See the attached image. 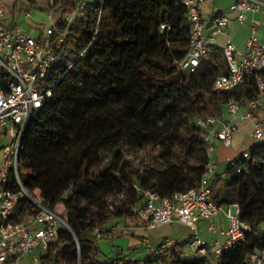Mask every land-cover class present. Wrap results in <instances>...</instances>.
Wrapping results in <instances>:
<instances>
[{"label":"trees","instance_id":"1","mask_svg":"<svg viewBox=\"0 0 264 264\" xmlns=\"http://www.w3.org/2000/svg\"><path fill=\"white\" fill-rule=\"evenodd\" d=\"M35 4L29 0L26 8ZM80 4L55 0L57 28ZM189 27L177 0H90L67 25L65 59L46 77L51 96L33 114L17 157L21 184L38 190L50 209L62 203L70 228L37 264H248L251 252L264 249V163L253 162L264 159L262 141L239 172L228 169L213 180L214 202L237 205L247 226L235 247L209 259L185 254L183 242L161 244L144 258L97 246L95 229L102 237L104 224L135 220L131 208L143 202L144 191L167 197L199 185L208 154L197 117L221 115L230 99L245 104L257 97L255 74L231 91L213 89L225 72L218 49L192 70L178 65L188 52ZM138 152L146 160L131 179L129 155ZM30 208L21 197L15 218Z\"/></svg>","mask_w":264,"mask_h":264},{"label":"built area","instance_id":"2","mask_svg":"<svg viewBox=\"0 0 264 264\" xmlns=\"http://www.w3.org/2000/svg\"><path fill=\"white\" fill-rule=\"evenodd\" d=\"M40 1L47 3L49 11L55 5V0ZM87 1L90 0H81L75 14ZM177 1L185 6L190 25L188 52L178 65L183 70H192L202 59L211 57L215 37L225 34L228 17L224 13L214 14L210 20L211 31L206 34V24L201 17V4L204 0ZM24 2L28 4V1ZM21 10L24 17H30V10L26 6L22 5ZM229 10L235 14L234 19L242 24L247 14L260 12L264 15V0H234ZM5 14L6 1L0 0V136L7 140L0 148V264H37L39 255L48 244L56 240L60 232L70 228L63 214L44 206L39 194L29 191L21 184L17 157L33 114L43 106L46 98L51 96L52 87L46 86V77L54 64L65 59L61 48L67 25L75 14L65 17L66 26L63 29L57 28L55 20L51 18V23L43 24L42 37L26 30L7 27L3 23ZM248 31V37L241 49L225 34V41L220 48L225 72L213 79L212 87L221 92L231 91L255 74L258 94L255 99L246 103L245 113H240V104L230 99L226 104L230 120L212 114L196 118V124L202 129L201 138L206 144L208 154V162L199 185L167 197L144 191L143 202L131 208L141 226L148 230L174 222L187 225L192 230L186 244V253L190 256L216 258L223 249L235 247L243 239L244 230L247 228L239 220L237 205L218 206L214 202L212 184L216 174L211 158L215 142L226 146L231 144L236 131V124L232 120L253 121V144L239 156L229 160L227 170L239 172L241 164L251 159L252 148L264 140V118L253 117L264 95V39L258 37V24L254 19L250 20ZM253 162L259 165L264 163V159H253ZM225 172L219 175H225ZM16 185L18 190L14 191L13 186ZM21 197L30 202L31 208L28 214L16 219L15 212ZM219 211L228 222L224 231L227 238L223 245L210 246L200 235L197 222L206 220L207 231L219 233L214 222V216ZM119 229L122 233H129L132 227L123 226ZM101 232L99 228L95 229L96 240L101 238ZM174 243L167 238L163 245L167 247ZM147 250L149 255L156 253L155 247L151 245ZM29 254H33L31 259L24 261ZM248 264H264V249L251 252Z\"/></svg>","mask_w":264,"mask_h":264},{"label":"crops","instance_id":"3","mask_svg":"<svg viewBox=\"0 0 264 264\" xmlns=\"http://www.w3.org/2000/svg\"><path fill=\"white\" fill-rule=\"evenodd\" d=\"M6 1V8H11V10H6L3 23L13 29H21L30 32L33 35L42 37V27L43 24L51 23V20H55L54 14L48 10V5L45 1L36 0L34 7L30 9V17L26 18L22 14V5L28 6L24 0H10V3ZM234 0H204L201 4V17L206 24V34L211 31L210 20L211 17L216 13H224L228 17V22L225 25L224 32L226 35L230 36L235 46L238 49L243 48L246 38L248 37V25L251 19H254L258 24V37L264 39V15L260 12H255L253 14H247V18L244 23H238L234 17L235 14L229 10L230 6ZM16 3V4H15ZM16 5V10L14 6ZM38 10L45 11L46 14L43 19L42 13ZM52 18V19H51ZM225 34H218L215 37V42L212 48L220 50L224 41ZM240 113L246 112V103L240 104ZM225 120H230L231 116L227 112L226 107L220 115ZM253 117L256 119L264 118V95L260 99V104L256 111L253 113ZM236 124V131L234 132L231 144L226 146L220 142H215V149L212 154V162L214 164L215 174L224 173L228 168V161L239 156L244 150L249 149L253 144L252 130L253 121L252 120H232ZM264 142V140H262ZM118 220V219H117ZM132 229L129 233H121L123 236L115 238L112 237L110 233L107 234L108 238H111L113 242H109V246L102 248L105 252H111L114 250H121L123 253L125 249H129L128 253L131 257L144 258L148 255L147 247L149 245L157 247L163 244L165 239L173 240L176 242H183V252L186 253V244L188 238L191 235L192 230L185 224L180 222H174L172 224L160 225L153 229H145L141 226V222L136 218L131 220ZM214 222L217 226L219 233H210L207 231L208 222L206 220H199L197 222V229L200 235L207 240L210 246L223 245L226 241V235L224 231L228 226L226 217L222 212H218L214 216ZM123 226L118 225L117 227H109L113 232H117L119 228ZM111 230H107L109 232ZM118 233V232H117ZM36 253L38 250L35 251ZM33 254H29L25 257V260H30Z\"/></svg>","mask_w":264,"mask_h":264},{"label":"rangeland","instance_id":"4","mask_svg":"<svg viewBox=\"0 0 264 264\" xmlns=\"http://www.w3.org/2000/svg\"><path fill=\"white\" fill-rule=\"evenodd\" d=\"M7 2L10 3V0H7ZM6 10L7 11L8 10H11V8H6ZM38 11L40 13H42V16H41L42 18L41 19H43L44 16H45V14H46V12L45 11H42V10H38ZM6 143H7V140L4 139V138H2V136H0V148L4 144H6ZM129 156H130L131 160H133V166H134L132 169H130L131 170L130 177H131V179H134L135 178V171H134L135 170V167L136 166H140L142 164L141 163L142 160L143 161L146 160L145 153L138 152V153H135V154H130ZM1 159H2V153L0 151V163H1ZM34 193L38 195L39 194V191L38 190H34ZM68 193H69V189H67L64 192L63 198H65V196H67ZM55 210L57 212L63 214L64 216L66 215V210H65V207H64V205L62 203H59L55 207ZM117 219H114L111 222H108V223H106V224L103 225V229H105V230H108V229L111 230V231L107 232V234L110 233L112 235V237H115V238H118V237L123 236L122 234L119 233V232H121L120 229L116 230L118 232L117 233V232H113V230L111 228H109V227H114L115 228L118 225L128 226V225H130L132 223L131 219H129L127 217H124V216L119 217ZM107 234H104L100 239L97 240V246L100 247L101 249L104 248V247H106V246H109V244H108L109 242H113V240H111V238H108L107 237ZM128 251H129V249H125V252L124 253L126 254V253H128Z\"/></svg>","mask_w":264,"mask_h":264}]
</instances>
